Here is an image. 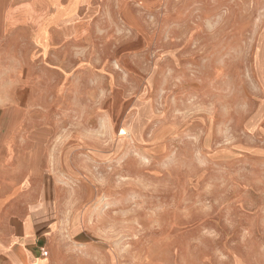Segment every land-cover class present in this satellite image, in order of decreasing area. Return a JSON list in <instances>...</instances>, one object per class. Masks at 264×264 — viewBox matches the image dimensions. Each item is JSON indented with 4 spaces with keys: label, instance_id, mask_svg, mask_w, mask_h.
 Wrapping results in <instances>:
<instances>
[{
    "label": "rangeland",
    "instance_id": "1",
    "mask_svg": "<svg viewBox=\"0 0 264 264\" xmlns=\"http://www.w3.org/2000/svg\"><path fill=\"white\" fill-rule=\"evenodd\" d=\"M46 61L68 75L52 151L88 239L63 250L264 264V0H74Z\"/></svg>",
    "mask_w": 264,
    "mask_h": 264
},
{
    "label": "crops",
    "instance_id": "2",
    "mask_svg": "<svg viewBox=\"0 0 264 264\" xmlns=\"http://www.w3.org/2000/svg\"><path fill=\"white\" fill-rule=\"evenodd\" d=\"M60 38L74 40V0H0V264L107 259L105 251L63 250L77 225L48 117L65 100L58 84L68 75H51L61 64L46 61ZM86 236L74 241L88 243Z\"/></svg>",
    "mask_w": 264,
    "mask_h": 264
}]
</instances>
